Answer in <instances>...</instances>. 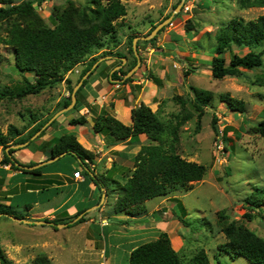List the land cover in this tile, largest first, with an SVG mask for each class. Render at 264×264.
<instances>
[{"label":"rangeland","instance_id":"1","mask_svg":"<svg viewBox=\"0 0 264 264\" xmlns=\"http://www.w3.org/2000/svg\"><path fill=\"white\" fill-rule=\"evenodd\" d=\"M28 1L30 0H16L15 3ZM120 1L127 8V16L118 27V45L109 43L105 52L100 51L96 56L99 60L103 59L102 63L107 61L106 65L111 69L117 64L112 55L118 52L125 54L128 61L123 65L127 70V64L134 61L129 52L130 37L147 36L153 26H158L167 16L172 15L181 0ZM70 2L76 6L87 5V0H45L41 5L35 3L34 9L53 28L55 13L67 7ZM184 5H188L190 10L185 11ZM184 5L179 12L180 16L175 15L171 24L164 27L154 43L139 41L141 66L131 77L137 81L143 73L151 74L152 77L148 80L151 82V101L147 100L145 94L141 95L142 85H137L135 81L125 86L116 84L117 82L111 83L108 89H102V97L98 95L99 101L106 104L107 111L115 117L118 116L115 110L121 109V103H124L128 113L138 107V104L144 103L162 121L171 122L174 127H177V115L190 114L178 129L176 152L187 161L206 166L207 173L202 181L193 183L192 190L175 193L177 200L173 203L175 206L180 204L179 207L176 206L175 212L180 218L184 215L186 224H182L183 244L175 248L180 252L183 264H192L191 259L199 250L207 253L210 264H250L243 257L233 260L228 254L220 252L219 247L228 241L224 229L232 223L243 225L264 239V138L255 131L264 117V66L251 71L242 69L238 75L218 80L212 75L211 61L212 49L220 28L235 18L256 20L264 14V8L244 6L242 0H186ZM20 23L23 26L28 24L23 21ZM31 23L29 20V24ZM187 30L190 31L186 33ZM6 35L7 25L3 24L0 27V87L14 91L23 85L25 75L29 79L32 75L20 74L15 68L14 53L2 41L3 38L6 39ZM233 51L244 54L247 49L233 46ZM256 52L263 53L264 61V46L258 47ZM232 55L229 52L226 54L228 61ZM87 64L85 62L67 74L66 79L71 81L72 87L78 85ZM104 68V64H101L95 73L97 75L88 79L89 83L93 82L94 76H100L102 71L107 73L108 69ZM153 77L161 83H156ZM193 89L210 91L213 95L212 102L204 108L201 117L192 106L195 98ZM96 90L99 92L101 89ZM121 91L123 96L120 97L117 94ZM69 95L68 83L63 82L36 96L31 95L21 100L0 99V131L4 135H11V131L16 129L19 136L15 140L28 138L38 126V120L53 118L63 110L64 100ZM225 95L242 103L244 112L231 110L221 99ZM83 103L84 106H89L87 101ZM82 107L79 104L76 110L73 108L60 115L61 119L72 113L75 117L83 116ZM214 116L218 119L217 128L223 139L222 148L219 144L220 136L213 126ZM49 126L50 124L37 132L33 136L35 139L30 141L37 140L42 133L43 137L37 141L50 138L53 130ZM65 134H73V131L56 136ZM145 138L146 146L150 142ZM4 152L5 149L0 146V161ZM0 178L9 182L3 173H0ZM107 180L108 209L114 211L120 196L118 186L114 185L113 177ZM254 195H259L261 208H254L248 203ZM0 203L16 207L17 200L16 203L0 200ZM152 205L153 201L151 207ZM72 220L58 219L56 223L64 224ZM108 222L110 226L106 228L101 225L89 228L84 223L76 222L56 230L53 227L15 222L4 216L0 218V248L10 264H35L37 260H40L39 264H100L103 255L110 264H129L131 247L120 246L124 240L121 235L114 233L119 227L117 223L114 224L117 220ZM102 250L107 251V254H103Z\"/></svg>","mask_w":264,"mask_h":264},{"label":"trees","instance_id":"2","mask_svg":"<svg viewBox=\"0 0 264 264\" xmlns=\"http://www.w3.org/2000/svg\"><path fill=\"white\" fill-rule=\"evenodd\" d=\"M15 1L0 0V27L3 24L7 25L6 39L3 38L2 41L13 51L17 71L24 75L31 74L32 78L29 79L25 75L23 85L14 91L3 90L0 87V99L21 100L31 95H39L49 88L67 82L70 95L64 100V109L71 104L74 90L71 81L66 79L67 74L77 66L88 62L78 80L80 82L99 61L100 58L96 55L100 51L104 53L109 43L115 44L114 46L118 45V27L121 26L120 24L127 16V8L120 0H87L86 6H76L70 2L67 7L55 13L53 20L55 24L52 28L43 21L34 9L35 3L41 5L45 0H30L21 4H16ZM242 2L247 7L264 8V0H242ZM170 16L171 14L166 19ZM178 16L180 13L177 14ZM29 20L32 21L31 24H29ZM20 21L28 24L23 26ZM155 28L156 26H153L148 35ZM163 31L164 29L154 39L145 43H154ZM189 31L187 30L186 33ZM136 37L131 36L129 39V52L134 61L127 64L128 69H124L122 61V58L128 61V57L120 52L112 55L117 64L111 69H108L107 61L100 63L83 81L82 86L77 91V103L73 110H76L79 104L84 105L83 102L87 99L85 87L88 85V79L98 71L101 64H104V69H108V72L102 71L100 76L104 77L106 74L105 78L108 83L120 82L122 85H127L135 81L132 77L124 80V77L138 63L133 50V40ZM140 43L138 42L137 45L139 54ZM233 46L247 49V51L244 54L234 52ZM262 46H264V14L251 21L238 18L231 20L221 27L216 35V44L212 49L211 61L213 77L221 80L225 77L238 75L242 69L251 71L264 66L263 53L256 52V49ZM228 52L233 53L229 61L226 57ZM116 67L121 68L112 72ZM142 76L147 80L152 77L151 74ZM153 80L156 83H161L157 78ZM193 90L195 98L192 106L197 113H200L199 116L201 117L204 108L212 102L213 95L210 91ZM221 99L231 110L244 112V105L228 95L221 96ZM189 117L190 114L177 115V127H174L171 122L162 121L151 107L142 103L131 110L132 125L130 126L125 125L107 110L92 120L93 132L103 135L109 140V145H118L131 137L141 135L147 137L150 142L149 145H144L133 158L134 169L122 172L123 183L115 181L118 184L117 191L120 195L116 204V213L137 217L146 212L145 204L147 201L170 197L181 191L188 192L193 189V183L204 179L207 173L206 166L187 161L176 152L175 144L178 142V129ZM51 119L52 117L44 121L38 120V126L28 138L15 140L16 136H19L16 129L11 131V135H4L0 131V146L5 149L0 167L10 165L14 170H21L20 166L22 165L15 158V153L21 149L17 150L13 146L29 141L27 148L33 147L34 152H49V158L59 157L64 153H66L64 158L70 157L72 161L80 158L83 161L81 164L87 168L86 176L98 185L99 178L96 175L92 176L94 172L88 169V162H92L94 155L78 142L74 134H65L61 137L54 136L40 146H36L35 143L43 137L44 133L37 140L30 141ZM57 123L58 121L54 120L49 127L53 128ZM87 123L89 122L85 116L70 121L71 125H86ZM217 123L218 119L214 116V130L219 135ZM255 131L264 138V117ZM8 148H10L9 151H7ZM42 168L35 169L31 173L39 174ZM258 200H261L259 195H254L248 200V203L254 208H261L262 203ZM176 206L179 207L180 204L177 203ZM0 214L19 217L10 207L3 206V204H0ZM247 216L251 218L250 215ZM178 218L185 226L184 218ZM56 222L58 221L53 223L57 224ZM84 222L85 218L83 217L77 224ZM224 232L228 241L219 247L220 252L228 254L233 260L243 257L250 264H264V239L237 223H232L224 229ZM0 260L2 264H10L1 248ZM39 261L37 260L35 264H39ZM45 261L48 260L45 259ZM191 262L192 264H210L209 257L204 250L196 252ZM129 264H183V260L180 252L174 249L169 234L161 233L156 240L135 248L129 255Z\"/></svg>","mask_w":264,"mask_h":264},{"label":"crops","instance_id":"3","mask_svg":"<svg viewBox=\"0 0 264 264\" xmlns=\"http://www.w3.org/2000/svg\"><path fill=\"white\" fill-rule=\"evenodd\" d=\"M93 75L97 74L94 73ZM100 77L96 76L95 78L94 76L93 82H88L85 87L86 101L89 106L83 105L82 115L86 117L89 123L86 125H71L70 121L79 117L73 116L72 113L63 117V120L67 119L64 122L60 116L57 119L58 123L52 128L50 138L35 143L36 146H40L59 133L73 131L78 142L94 155L92 162H88V169L94 172L92 176L96 175L99 178L98 185L86 176L85 171H87V168L81 164L83 161L80 158L72 161L70 157L64 158L65 156H63L51 164L42 166L43 168L40 167L42 170L39 174H32L33 170H27L26 168L41 165V163L52 158H49V152H34L33 147L27 148V145L26 148L15 153V158L22 165L20 166L21 170H14L10 165L0 167V173L5 174L9 179V182L6 183L4 179L0 178V195H5L0 197V200L13 201L14 203L17 200L16 207L10 206V209L19 216L18 218L32 222L31 224L25 223L27 225L59 229L57 224L53 223L58 219L64 221L74 219L71 222L64 223L70 225V223L76 220L78 222L84 217V224L89 228L98 225L106 228L110 226L108 221L117 220L114 224L117 223L119 227L114 233L123 237L124 242L120 244L121 247H125V245L131 247L129 253L141 244L156 240L161 233L169 234L172 245L177 250L175 247L177 245L181 246L184 239L182 234L183 225L179 221V216L175 212L176 206L173 203L177 199L176 195L169 198H155L160 201H154L155 199L147 201L145 204L146 212L137 217H130L125 214L117 215L115 210L109 211L108 209L107 179L113 177V183L117 186L118 184L115 181L123 183L122 172L134 169L133 158L145 145L146 138L141 135L131 137L126 142L118 145H109V140L103 135L93 132L92 120L104 110H107L106 104H101V101H99L100 97L98 95L102 97V89H108L111 86L106 78ZM142 77L141 75L135 83L142 85L141 95L145 94L147 100L151 101V82ZM98 88L101 89L99 92L96 90ZM117 95L123 96V91ZM119 99L123 102L122 98ZM121 104L124 105V103ZM123 105L119 107L121 108L119 111L118 109L115 110V114L118 115L116 118L125 125L130 126L132 125L131 110L129 113L126 112ZM123 107L124 109H122ZM45 128L46 125L43 129ZM34 139L32 137V140ZM85 162L87 163V161ZM32 164L34 166H31ZM25 171H28V173H25ZM76 172H81L83 178L77 179L75 177ZM152 201L153 205L151 207ZM4 216L8 218H11V216L16 217L14 215H1V217ZM181 218H183V215ZM15 222L17 221L15 220ZM38 222L50 224L40 225ZM102 252L105 255L107 254V251L102 250Z\"/></svg>","mask_w":264,"mask_h":264},{"label":"water","instance_id":"4","mask_svg":"<svg viewBox=\"0 0 264 264\" xmlns=\"http://www.w3.org/2000/svg\"><path fill=\"white\" fill-rule=\"evenodd\" d=\"M185 1H186V0H181V3L176 7V9H175L174 12L172 13V15H171L168 19H166L165 21H163L162 23H160L158 26H156V28H155V29H154L149 35H147V36H145V37H136V38L133 40V50H134V53H135V55H136V57H137V59H138V63H137V65H136V66H135V67H134V68H133V69H132V70H131L126 76H125V79H124V80L130 78L135 72H137V70H139V68H140V66H141V57L139 56L138 48H137L138 42H139V41H150V40L154 39V38L158 35V33H159L162 29H164L165 26L171 24V22L173 21L175 15H177V14L180 12V10L182 9L183 5L185 4ZM107 58L109 59L110 57H107ZM102 61H103V59H102V60H99V61L93 66L92 70L89 71V72L83 77V79L78 83V85L74 88L73 93H72V102H71V104H70L68 107L64 108L63 110L59 111L57 114H55L54 117H53V118H52V119L46 124V126L49 125V124H51V123H52L57 117H59L60 115L69 112L71 109H73V108L75 107V105H76V103H77V96H76L77 91H78V90L80 89V87L82 86L83 81L89 77V75L92 73V71H93V70H94V69H95L100 63H102ZM122 61H123V63H125V62H127V59L122 58ZM119 68H121V67H116L114 71H116V70L119 69ZM114 71H113V72H114ZM34 138H35V137H34ZM28 144H29V142H26V143H24V144H21V145H18V146H16V147H14V148H15V149H18V148H19V149H20V148H24V147H26ZM8 151H9V148H8ZM65 155H66V153L60 155L59 157H54V158L50 159V160L47 161V162L41 163V165H37V166H34V167H30V168L28 167V168H26V169H27V170H35V169H38V168H40V167H42V166H44V165H46V164H51V163L57 161L60 157H63V156H65ZM79 161H80V160H79ZM80 162H81V161H80ZM1 215H2V214H0V217H1ZM11 218L14 219V220H16V221H18V222H24V223H27V224H31V223H32L31 221L23 220V219L18 218V217H13V216H11ZM76 221H77V220H76ZM76 221H75V222H76ZM75 222H72V223H75ZM38 224H40V225H46V224H50V223H46V222H38ZM57 226H58L59 228H65V227L68 226V224H57ZM0 264H2L1 260H0Z\"/></svg>","mask_w":264,"mask_h":264},{"label":"built area","instance_id":"5","mask_svg":"<svg viewBox=\"0 0 264 264\" xmlns=\"http://www.w3.org/2000/svg\"><path fill=\"white\" fill-rule=\"evenodd\" d=\"M184 7H185V11H189L190 10V7H188V5H184ZM120 82H117L116 84H119ZM120 85V84H119ZM220 136V135H219ZM221 138V139H220ZM222 141H223V139H222V136H220L219 137V144H220V146H221V148H222V146H223V143H222ZM221 150V149H220ZM75 177L77 178V179H82L83 178V175L81 174V172H76L75 173ZM100 264H110V263H108L107 262V260L105 259V256L103 255V260L100 262Z\"/></svg>","mask_w":264,"mask_h":264}]
</instances>
